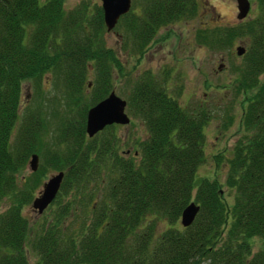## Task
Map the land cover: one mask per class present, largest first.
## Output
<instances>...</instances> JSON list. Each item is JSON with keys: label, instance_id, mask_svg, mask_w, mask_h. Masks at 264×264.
Segmentation results:
<instances>
[{"label": "trees", "instance_id": "trees-1", "mask_svg": "<svg viewBox=\"0 0 264 264\" xmlns=\"http://www.w3.org/2000/svg\"><path fill=\"white\" fill-rule=\"evenodd\" d=\"M256 2L250 20L195 33L214 50L231 51L238 40L247 49L236 79L247 95L245 135L228 159L225 182L216 174L196 185L211 119L179 102L183 88L168 86V70L144 71L128 98L149 131L140 148L119 149L118 124L90 137L87 115L117 79L128 78L127 56L140 63L161 28L197 16V0H133L115 28L121 52L108 45L101 4L67 9L65 0H0V209L13 198L0 210V264H264V0ZM43 78L64 92L67 105L61 117L53 114L59 123L52 150L44 143L47 113L23 111L25 84L43 93ZM34 153L41 163L28 179L21 172ZM223 156H214L218 165ZM51 171L65 172L45 210L54 213L28 242L23 209ZM21 181L28 183L19 193ZM193 200L201 205L196 220L179 227Z\"/></svg>", "mask_w": 264, "mask_h": 264}, {"label": "rangeland", "instance_id": "rangeland-1", "mask_svg": "<svg viewBox=\"0 0 264 264\" xmlns=\"http://www.w3.org/2000/svg\"><path fill=\"white\" fill-rule=\"evenodd\" d=\"M84 1L92 6L97 3L102 4V0H65V6L67 9L74 8ZM197 1L199 3L197 16L192 19L179 21L168 28H163L159 33V41H161L158 43L159 45L141 63H137L133 55L129 56L130 63L127 64V68L130 70V74L128 78L117 79L115 83L117 94L128 100L135 82L145 70L163 71L165 69L162 68L163 64L174 70L175 83L173 87L174 89L177 88L178 93L180 88H183V94L180 98L179 95L177 96L179 102L183 106L188 105L190 108L193 106V109H203L202 111L206 112L211 119L205 129L207 134V143L205 145L206 162L198 168L196 185L202 178L213 179L216 174L218 179L225 182L229 168L228 159L233 156L235 144L245 135V128L242 126L241 120L247 97V95L244 97L243 93L239 91L240 84L236 83V79L240 78L244 64L242 57L236 53V47L244 45L245 41L238 40L231 51L226 49L214 50L209 46L198 43L195 35L196 30L201 27L237 25L240 20L237 17L239 10H237L236 1ZM251 3V12L244 20H250L257 14L256 0H251ZM166 39H168V47L163 48L160 43H166ZM107 42L109 46L121 52L122 40L118 29L107 32ZM123 59L125 61V53H123ZM222 63H225L226 67L224 65L220 68ZM260 79L261 81L264 80V74L260 76ZM41 87L43 88V93H37L31 82L25 84L22 97L23 111L24 108L42 107L47 113L51 133L46 136L44 143L52 150L56 144L55 142L58 141L55 135H57L59 123L58 119L53 118V114L57 112L61 117V114L67 110V105L63 96L64 92L54 90L50 79L43 78ZM126 110L134 118L135 124L119 125L116 130L120 139L119 149L125 152H132L136 147H134L135 143L131 140V135L148 137L149 131L145 124L140 123L142 121L141 118L132 114L128 107ZM219 153L224 156L222 158L223 162L218 165L214 156ZM32 172L34 171L30 163H28L26 170L21 173L24 177L28 176V179H31ZM56 172H48L46 180ZM44 182L36 189L35 197L40 195ZM27 183L24 181L19 183V193L20 190H25ZM35 197L32 199L34 200ZM33 200L26 204L23 209V214L29 219L31 227L28 234V242L32 240L38 231L42 230V223L47 221L46 215L49 217L54 213V210L48 209L40 214L34 209ZM12 201L13 198H5L1 202V212L6 211L12 205ZM177 224L179 227L183 226L181 220ZM30 257L32 262L35 263V255L31 253Z\"/></svg>", "mask_w": 264, "mask_h": 264}, {"label": "water", "instance_id": "water-1", "mask_svg": "<svg viewBox=\"0 0 264 264\" xmlns=\"http://www.w3.org/2000/svg\"><path fill=\"white\" fill-rule=\"evenodd\" d=\"M250 0H238V19L244 20L248 17L251 10ZM104 10V20L108 31H112L118 25L120 18L128 13L132 7V0H102ZM246 46L238 45L236 53L239 56L244 55ZM224 63L220 65V68ZM92 83H89L91 86ZM127 100L122 98L113 90L106 98L92 106L87 115V134L94 137L97 133L104 130L109 125L130 123V117L126 111ZM40 156L34 153L31 156L30 165L33 171L39 169ZM65 172L61 171L50 176L44 182L43 189L33 200V207L40 214L44 213L49 205L56 199L64 180ZM201 209V205L196 201H191L183 210L181 223L184 227L191 226L196 220Z\"/></svg>", "mask_w": 264, "mask_h": 264}, {"label": "flooded vegetation", "instance_id": "flooded-vegetation-1", "mask_svg": "<svg viewBox=\"0 0 264 264\" xmlns=\"http://www.w3.org/2000/svg\"><path fill=\"white\" fill-rule=\"evenodd\" d=\"M144 2H146V0H143ZM236 1V6H237V10H238V0H235ZM251 1V0H250ZM132 7H133V0H132ZM251 9H252V6H251ZM250 12H251V10H250ZM250 14V13H249ZM241 22V21H240ZM239 23V22H238ZM163 28H161L160 29V31L162 30ZM160 31L159 32H157L158 33V36H159V33H160ZM156 38H157V35H156ZM154 39L153 40V42H151V43H149L148 45H147V47H146V49H145V52H144V54L142 55V57H141V61H140V63L141 62H143L146 58H147V56L153 51V49L155 48V47H157L159 44V42H161V41H159L160 39ZM167 41H168V39H166L165 40V42L166 43H160L161 44V47H163V48H165V47H168L167 45H168V43H167ZM122 47V46H121ZM127 57H129V56H127ZM223 64V63H222ZM225 64V63H224ZM225 67H226V65H225ZM162 68H165L163 71H166V69L168 70L169 69V66L168 65H166V64H163V66H162ZM145 71H151V72H153L154 74H156V75H158V76H162V71H159V72H155V71H153V70H149V69H147V70H145ZM169 71V76L171 75L172 76V81H170V82H168V86L170 87H173L174 86V70L173 69H169L168 70ZM171 95H173V94H171ZM128 109H130V108H128ZM131 111V110H130ZM129 115V114H128ZM129 117H130V123H128V124H126V125H132L133 123H134V118L132 117V116H130L129 115ZM140 123H143V124H145L144 123V121L142 120ZM135 124V123H134ZM118 125H120V124H118ZM149 138V135H148V137H139L138 135H131V140L133 141V143H135L134 144V147H136V148H140L141 147V145H143V141H145L146 139H148Z\"/></svg>", "mask_w": 264, "mask_h": 264}]
</instances>
